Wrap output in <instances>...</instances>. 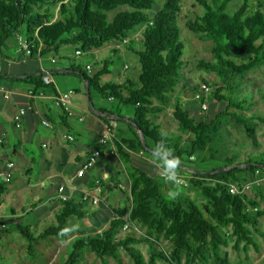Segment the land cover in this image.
Segmentation results:
<instances>
[{"label": "trees", "instance_id": "obj_1", "mask_svg": "<svg viewBox=\"0 0 264 264\" xmlns=\"http://www.w3.org/2000/svg\"><path fill=\"white\" fill-rule=\"evenodd\" d=\"M234 1L197 0L203 12L187 23L191 31L208 36L213 43V59L200 60L198 67L217 75L219 81L213 83L215 97L218 102L226 103L213 117L197 118L179 96L172 99L186 66L185 44L177 24L182 0H164L162 4L158 0H0V55L8 40L23 37L28 41L30 58L51 57L54 59L51 69L63 67V61L68 62L64 68L69 71L63 75L80 80L83 92L88 93L94 107V94H97L107 101L110 97L117 100V110L133 109L130 121L122 120L125 116L121 112L116 113L121 119H117L114 140L118 156L113 157L126 166L128 190L122 186L119 189L126 196L127 204L116 210L115 217L102 233L76 237L63 264H80L86 249L101 260L109 257L120 260L122 247L135 264H158V257L168 264H232L222 253L232 239L236 248L243 244L245 251L251 246L259 249L254 232H259V219L264 216L261 207L264 195L259 192L262 199L248 194L235 195L229 191V184L263 176L264 163L240 167L232 158H225L222 166L225 171H219L218 167L194 174L190 183L200 187L205 199L200 205L184 194L175 201L166 199L173 185L156 178L134 159L135 154L151 153L161 139L164 132L156 118L171 105L179 131L187 136L173 138L167 134L169 146L181 159L180 171L185 161L192 158L205 161L216 157L223 139L221 124L224 118L233 117L251 137L255 132L251 121L264 124V113L246 115L249 102L235 98L234 92L239 77L264 66V0H240V5L232 12L229 8ZM139 28H142V48L136 50L131 47L134 44L131 36ZM125 40L140 64L137 78H126L121 83L104 80L111 73L113 58L121 51L114 47L110 56L100 60L94 56V51L108 43ZM68 47L75 49V57L62 55L61 51ZM77 57L92 59L93 71L88 65L84 68L77 62ZM36 72L41 75L9 80L25 82L34 87L35 93L54 86L44 81L41 69ZM199 109L202 111L201 106ZM100 111L105 115L113 114L107 108ZM102 119L110 121L108 117ZM123 174L124 171L116 168L117 176ZM4 188L1 184L0 198ZM64 202L56 215L57 223L38 234L28 224L16 226L26 239V251L31 257L37 255V246L42 241L49 237L61 238L58 233L69 227L71 216H84L82 204L76 205L71 200ZM126 223L144 227L146 234L120 237ZM261 235L264 236V232ZM155 236L172 243L170 253L165 255L154 250L152 238ZM142 242L151 248L149 261L135 247Z\"/></svg>", "mask_w": 264, "mask_h": 264}, {"label": "crops", "instance_id": "obj_2", "mask_svg": "<svg viewBox=\"0 0 264 264\" xmlns=\"http://www.w3.org/2000/svg\"><path fill=\"white\" fill-rule=\"evenodd\" d=\"M118 42L112 46L121 49L122 45L119 46ZM4 47L3 54L0 55V65H2L0 87L9 90L11 95L9 98L0 96V169H4L8 161H13L16 170L12 181L0 182V185L3 184L5 187L0 198V231H9L10 228L17 230L18 224H28L39 233L47 228H44L47 222L56 224V215L65 203L60 198L59 187L65 185L69 200L76 205L82 204L80 208L85 212L83 217L73 215L69 219V227L78 226V230L73 233L74 239L79 236L102 233L108 228L122 202L121 198L116 197L115 205H113L107 186L112 185L114 189L120 191L119 187H124L123 181L126 177L125 174L121 175L124 179L116 175V168L124 172L126 169L123 162H118L113 157L118 156L117 148L115 154L105 155L109 153L111 146L100 143L104 124L107 123L102 118L111 119L109 115L118 118L116 113L121 112L125 116L122 120L130 121L129 117L133 115L132 107L117 110V100L96 102V94H94V107L88 93L86 95L83 92L81 82L68 86L58 85L56 77L68 73L64 71L68 70L64 68L68 62L62 63L63 67L59 65L55 67L56 69H51L52 58L49 63H47L49 59L28 60V56L20 48L17 37L14 44L10 42L8 44L15 55L5 54ZM87 65L91 66V63ZM129 68L127 64L124 66L126 70ZM38 69H41L43 74L48 70H63V72L52 75L54 86L41 89L36 93L34 87L25 82L9 80V78L20 79L27 77L28 74L39 73L36 72ZM126 78L131 77L126 76ZM69 90L73 91L70 111L58 104L57 99L58 95ZM111 102H114L116 107L110 105ZM20 108H27V113L17 123L15 116ZM102 108L109 109L113 114L105 116L97 114V112L103 113L100 111ZM44 120L50 122L51 126L44 125ZM66 135L73 136L74 140H68ZM97 149L103 152V157L82 177H79L77 174L83 163ZM134 159L139 166L150 169L146 166L151 164L150 157L145 153L135 154ZM152 168L151 170L154 171ZM85 194L98 196L99 204L94 206L89 201L84 202L82 197ZM3 224L7 227L3 228ZM74 239L63 242L69 251ZM0 246L6 250L15 251L11 246L1 243ZM102 261L103 264L105 261H112L110 264H121L120 261H115L111 257Z\"/></svg>", "mask_w": 264, "mask_h": 264}, {"label": "rangeland", "instance_id": "obj_3", "mask_svg": "<svg viewBox=\"0 0 264 264\" xmlns=\"http://www.w3.org/2000/svg\"><path fill=\"white\" fill-rule=\"evenodd\" d=\"M158 2L159 4H162L164 0H158ZM239 5L240 0H235L231 4L229 11L233 12V10ZM181 6L182 11L179 13L177 18V24L180 29V38L185 44L184 60L186 62V66L182 70L181 82L176 92L172 95V99L174 101L175 97L179 96L186 106L189 107L192 115L197 118H200L202 115H209L213 117L217 111L224 108L226 105L225 102H218L215 97V85L213 83H218L219 78L215 73L198 67V62L200 60L213 59V43L208 36L194 33L187 27V23L189 21L195 20L197 15L202 14L203 8L197 3V0H182ZM113 15L114 13L111 16ZM141 30L142 28L137 29L131 36L134 41V44H131V47L136 50L142 48V37L140 35ZM9 42L10 44H14L15 37L11 38L8 43H6V46L4 47V53L8 55H15L13 53L14 51L10 50L8 47ZM113 44L114 43H108L103 48L95 50L94 56L99 60L110 56L112 54L111 49L116 47L112 46ZM118 44L119 46L122 45V48L120 49L121 53L113 58L111 73L106 75L104 80L124 82L126 76L136 79L140 72V64L138 62L137 55L128 48L129 42L126 43L127 45L122 41L118 42ZM61 53L62 55H70L75 57V49L73 47L64 48ZM44 59H49L47 60V63H49L51 57H46ZM28 60H31V58L28 57ZM77 62H81L82 66L85 68L86 65L88 63H92L93 60L88 57H77ZM63 63H66V61H63ZM126 64L130 67L127 70L124 69ZM1 66L2 65H0V68ZM123 73H125V75H123ZM56 81L60 86L75 85L76 82L80 83V81L75 77L63 75L56 77ZM204 83H207L212 88V92L207 96V103L209 107L206 112L200 111V102L194 97L195 91ZM234 92L235 98L249 102L250 106L248 110L245 111L246 115L250 116L264 113V66L257 68L242 77H239L237 79ZM95 97L96 102H104V99L97 94ZM110 105L116 107L114 102H111ZM156 122L161 125L162 131L170 135V137L178 138L181 135L182 138L187 137L186 135L181 134L178 129L179 123L174 116L173 105L168 107L165 112L159 114L156 118ZM251 124L255 128L253 137L249 136L246 129L241 126L233 117H227L222 120L221 135L223 136V139L220 141V152L216 154V157L210 160L204 161L202 158H192L190 161H185V166L182 167L183 171H180V175L183 177L181 186L182 194L192 197L200 205L204 204L205 199L201 195L200 187L193 186L190 183V180L193 178L194 174L207 173L205 170L218 167H220L219 170L224 169L225 167L222 166L224 165L225 158H232L234 164H237L240 167H244V165L248 164L261 165V163H264V124L257 120L251 121ZM145 155L150 157L151 153L146 152ZM146 166L150 167V169H146L150 173L154 174L156 178H158L155 172L151 170L153 166L150 163ZM122 169L124 170L123 167ZM124 174L126 175L125 172ZM261 177L263 178V184L259 187H254L249 192V196H258V198L262 199V196L258 195L259 192L264 195V175ZM123 183L125 189L128 190V186L125 184V179ZM107 187L109 191L108 193L111 195L110 201L113 203V205H115L116 197L122 199L121 206L127 204L125 201L126 198H124L126 196L124 194L114 189L112 185H108ZM261 207L264 208L263 199L261 200ZM51 225L54 224L52 222H47L44 228ZM258 229L259 232H254V236L259 243V249L251 246L249 251H245L243 249V244H241L239 248H236L235 242L232 239L230 240L227 247H223V256L227 257L232 264H264V236L261 235V233L264 232V216L259 219ZM120 232V237L130 234H134L135 236L139 237L146 234V229L140 225H136L133 227L131 226L126 232L123 230ZM35 233L38 234L37 232ZM73 233L74 232L61 238L49 237L47 240L42 241L37 246L36 258H33L26 251L27 242L25 237L21 235V233H19L15 228H10L8 232L0 231V243L6 246H11L12 248L14 247L13 249L15 250H6L0 246V254L2 256L0 258V264H63L69 251V248L67 249L66 244L63 242L74 239ZM152 239V241L155 243L154 250L158 252L161 251L165 255L166 253L171 252L172 243L170 241L162 237L158 238L156 236ZM135 247L143 253L145 260L149 261L151 254L150 246L147 243L142 242L135 244ZM120 251L121 258L117 261H120L121 264H135L130 255L125 250H123V248H121ZM114 260L116 261V259ZM157 260L158 264H168L160 257H158ZM111 262L112 261H105V264H110ZM80 264H103V261L95 257V254L91 250L86 249L83 253Z\"/></svg>", "mask_w": 264, "mask_h": 264}, {"label": "built area", "instance_id": "obj_4", "mask_svg": "<svg viewBox=\"0 0 264 264\" xmlns=\"http://www.w3.org/2000/svg\"><path fill=\"white\" fill-rule=\"evenodd\" d=\"M19 44L20 48L23 53L26 54H31V50L29 49V44L27 39L23 37H19ZM124 44H126L128 41H122ZM77 54H81V51H77ZM30 55H28L29 57ZM41 59V58H39ZM87 68L89 70H92L91 66L88 65ZM44 81L48 84H53L54 80L52 78V75L50 74H44L43 77ZM212 92L211 86H209L207 83H204L201 85L200 89L198 92L195 93L194 97L197 101L200 102L201 110L202 112H206L208 110V103H207V96ZM73 91L69 90L67 92H63L60 95L57 96L58 99V104L63 106L66 110L70 111V106H71V97H72ZM11 95V92L7 90L6 88L0 87V96L3 98H9ZM32 95H34L32 93ZM109 100H114L113 97H110ZM27 113V108H20L19 112L15 116V121L19 123L22 118L26 115ZM44 125L46 126H51L50 122L47 120L43 121ZM117 121L113 118L110 119L109 122L104 124L103 131H102V136L100 138V143L102 145H110L111 149L108 154L105 155H112L116 153V146H115V138H116V128H117ZM68 140H74V137L71 135H66L65 136ZM1 141V140H0ZM104 155V156H105ZM103 157V152L100 149L94 150L89 158L83 163L81 169L78 171V176L82 177L88 170H90L93 166L96 165V163ZM15 170H16V165L15 162L13 161H8L6 164V167L4 169H0V182L3 183H9L12 181L15 175ZM263 184V178L261 176H256L254 179L246 181L244 183H230L229 184V191L232 194H249V192L254 188V187H259ZM101 192V189H99ZM59 195L60 198L64 201L69 200L68 194H66V186L61 185L59 187ZM82 200L84 202H91L92 205H98L99 204V197L94 196L91 194H85L82 197ZM3 228H6L7 225L3 224ZM131 227L130 223H126L122 230L124 232L128 231Z\"/></svg>", "mask_w": 264, "mask_h": 264}, {"label": "clouds", "instance_id": "obj_5", "mask_svg": "<svg viewBox=\"0 0 264 264\" xmlns=\"http://www.w3.org/2000/svg\"><path fill=\"white\" fill-rule=\"evenodd\" d=\"M150 162L158 178L165 183L173 185L166 199L175 201L182 194L181 186L183 177L180 175L181 159L175 155L174 149L169 146L167 133H161V139L154 145L151 150ZM78 230L77 225L62 228L58 235L61 237L68 236L70 233Z\"/></svg>", "mask_w": 264, "mask_h": 264}, {"label": "water", "instance_id": "obj_6", "mask_svg": "<svg viewBox=\"0 0 264 264\" xmlns=\"http://www.w3.org/2000/svg\"><path fill=\"white\" fill-rule=\"evenodd\" d=\"M65 72H67V71H69V70H64ZM57 72H63V70H48V71H46V72H44L45 74L47 73V74H50V75H53V74H55V73H57ZM39 73H32V74H28L27 76H36V75H38ZM25 76V75H24ZM17 77H20V76H17ZM97 114H100V115H102V116H105V114H103V113H99V112H97ZM109 117H111V118H116L115 116H112V115H109ZM116 119H121V117H119L118 116V118H116ZM143 142H144V144H145V139L143 138ZM251 164H248V165H244V166H250ZM243 166V165H242ZM226 170V168H224V169H221V170H219V171H225Z\"/></svg>", "mask_w": 264, "mask_h": 264}]
</instances>
